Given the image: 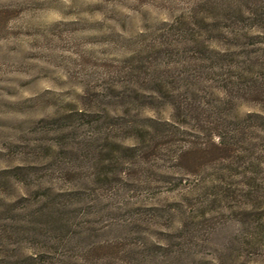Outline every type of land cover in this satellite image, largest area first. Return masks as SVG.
Masks as SVG:
<instances>
[{
    "label": "rangeland",
    "instance_id": "374dc122",
    "mask_svg": "<svg viewBox=\"0 0 264 264\" xmlns=\"http://www.w3.org/2000/svg\"><path fill=\"white\" fill-rule=\"evenodd\" d=\"M260 6L264 0H0V260L51 250L57 244L44 241L45 233L59 242L56 252L73 258L91 245L116 241L124 249L114 259L102 247L93 257L98 264H264V190L246 198L239 175L229 180L242 195L216 200L202 191L184 196L182 186L171 190L173 180L156 185L153 168L116 156L122 151L110 140L132 142L123 126L100 122L169 118L168 105L142 108L136 101L152 70L138 66H170L174 53L182 60L192 34L232 38L227 26H235L238 9ZM248 20L237 23V33ZM260 22L264 15L256 16ZM76 109L99 121L65 118ZM248 112L264 116V103L238 100L232 109ZM107 147L116 148L113 164L125 173L104 175L108 160L99 150ZM45 178L76 191L64 214L69 227L34 212ZM140 179L147 187L137 186ZM23 217L29 223L21 226L15 220ZM254 220L262 224L258 240ZM150 242L157 244L153 255L130 251H147Z\"/></svg>",
    "mask_w": 264,
    "mask_h": 264
},
{
    "label": "trees",
    "instance_id": "16d2710c",
    "mask_svg": "<svg viewBox=\"0 0 264 264\" xmlns=\"http://www.w3.org/2000/svg\"><path fill=\"white\" fill-rule=\"evenodd\" d=\"M262 15L264 8L261 6L251 11L250 8L238 9L239 19H236L235 26H227L230 33L235 34L232 38L200 40L192 34L183 42L189 48V54L179 60L178 53H174L170 62L172 66H168V62L161 64L156 61L153 66L145 63L138 66L139 71L145 74L151 67L152 70L147 78L149 86L143 88L141 98L135 97L136 101L142 108L166 104L171 114L169 118L146 116L131 123L118 116L101 120L105 125L123 126L122 135L132 141L127 144L110 140V144L122 151L117 155L113 147L99 150L100 154L104 153L100 156L102 160H108L106 164L102 163L107 166L104 175L125 173L116 171L112 161L117 160L116 155L118 158L137 159L142 169L153 168V174L158 176L156 185L173 180L171 190L182 186L184 196L198 191H202L203 195H212L214 200L219 194L223 197L242 195L239 193L242 189L231 187L229 178L236 175L242 177L240 184L245 187L244 192L241 191L243 196L253 199L261 194L264 182L258 175L264 174V116L251 112L241 116L232 113V109L238 100L264 103V39H260L264 33V22L255 23L256 16L261 18ZM247 19L249 28L237 33V23ZM221 27L217 23L218 31ZM241 35L247 40H240ZM161 65L163 68H160ZM69 117L78 120L79 125L99 121L79 109L65 116ZM140 180L137 186L147 187L145 179ZM37 187L42 189L41 205L37 211H32L69 227V217L64 214L72 210V196L76 191L54 187L47 183V178ZM15 221L21 222V226L29 223L24 217ZM261 225L255 222L253 226L254 240L262 238ZM42 236L48 244L53 241L54 244L59 243L47 238L45 233ZM117 243L88 246L79 257L74 258L56 252V245L39 254L20 252L13 260L1 258L0 264H64L66 261L68 264H88V260L90 264H98L93 257L102 247L108 250L104 255L108 253L106 256L114 259L120 251H124ZM150 243L147 251L142 250L143 247L130 248V251L153 255L152 248L155 249L157 244ZM238 261L239 264H257L249 260ZM102 263L105 264L106 260ZM110 264L119 263L113 260Z\"/></svg>",
    "mask_w": 264,
    "mask_h": 264
}]
</instances>
